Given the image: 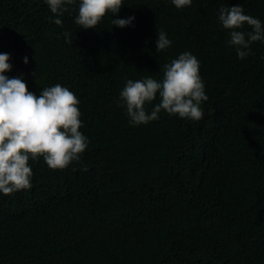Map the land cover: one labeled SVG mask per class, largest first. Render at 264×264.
Returning <instances> with one entry per match:
<instances>
[{
	"label": "trees",
	"instance_id": "trees-1",
	"mask_svg": "<svg viewBox=\"0 0 264 264\" xmlns=\"http://www.w3.org/2000/svg\"><path fill=\"white\" fill-rule=\"evenodd\" d=\"M78 5L55 17L44 0H0L4 74L37 96L71 90L89 140L79 163L30 160L31 187L0 193V264H264V43L241 60L218 20L239 5L264 24V0H125L116 18L131 26L109 13L87 30ZM158 29L172 44L157 53ZM184 52L200 64L203 118L131 124L118 104L127 80L160 81Z\"/></svg>",
	"mask_w": 264,
	"mask_h": 264
},
{
	"label": "clouds",
	"instance_id": "clouds-1",
	"mask_svg": "<svg viewBox=\"0 0 264 264\" xmlns=\"http://www.w3.org/2000/svg\"><path fill=\"white\" fill-rule=\"evenodd\" d=\"M55 17L69 11L67 5L76 0H44ZM125 0H79L75 24L79 28H96L111 13L113 26H131L135 17L116 18ZM177 9L191 6L192 0H171ZM219 23L229 30V47H234L243 60L251 54V44L264 43V24L260 19L245 14L243 6L220 7ZM62 26V20H52ZM247 25L251 30L243 31ZM72 43L71 33H63ZM172 44L167 33L158 29L157 53L167 50ZM10 56L0 53V193L5 196L31 187L32 168L30 160L43 158L52 170H63L73 162L79 163L89 140L80 131L79 100L68 88L56 84L45 87L37 96L28 89L22 77L9 78L4 73L11 71ZM28 63L27 57L24 59ZM162 79L153 77L127 80L119 93L126 114L133 125H146L159 119L161 111L169 116L199 121L203 118L202 102L208 97L200 77V64L190 52L161 66ZM36 72L33 73L35 77ZM34 89V88H33ZM159 94V102L149 113L147 104H152ZM87 171L85 167L83 169Z\"/></svg>",
	"mask_w": 264,
	"mask_h": 264
},
{
	"label": "bare ground",
	"instance_id": "bare-ground-1",
	"mask_svg": "<svg viewBox=\"0 0 264 264\" xmlns=\"http://www.w3.org/2000/svg\"><path fill=\"white\" fill-rule=\"evenodd\" d=\"M83 47V46H82Z\"/></svg>",
	"mask_w": 264,
	"mask_h": 264
}]
</instances>
